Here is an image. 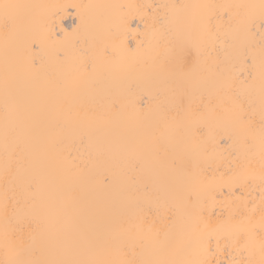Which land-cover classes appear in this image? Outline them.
<instances>
[{"label":"bare ground","instance_id":"1","mask_svg":"<svg viewBox=\"0 0 264 264\" xmlns=\"http://www.w3.org/2000/svg\"><path fill=\"white\" fill-rule=\"evenodd\" d=\"M0 264H264V0H0Z\"/></svg>","mask_w":264,"mask_h":264},{"label":"snow or ice","instance_id":"2","mask_svg":"<svg viewBox=\"0 0 264 264\" xmlns=\"http://www.w3.org/2000/svg\"><path fill=\"white\" fill-rule=\"evenodd\" d=\"M4 7H5V8H8V7H11V6H9V5H5Z\"/></svg>","mask_w":264,"mask_h":264}]
</instances>
